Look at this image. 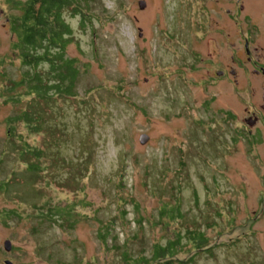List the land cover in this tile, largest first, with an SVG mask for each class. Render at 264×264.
Here are the masks:
<instances>
[{
    "label": "rangeland",
    "instance_id": "1",
    "mask_svg": "<svg viewBox=\"0 0 264 264\" xmlns=\"http://www.w3.org/2000/svg\"><path fill=\"white\" fill-rule=\"evenodd\" d=\"M7 1L0 0V181L8 183V192L0 191V264L3 257L14 264H123L125 241L131 257H149L154 243L176 232L186 243L176 256L192 255L182 264L264 257L259 236L241 235L255 196L243 197L238 187L260 184L243 141L236 151L231 145L237 121L224 112L239 118L240 107L207 78L217 66L204 61L214 60L209 40L219 35L223 1L143 0L140 8V0H87L83 25L67 10L73 35L65 53L80 68L76 96L52 95L40 105L42 131L33 134L6 121L33 104L30 96L7 99L15 93L6 92L10 80L27 70L11 50L15 36L1 27L12 13ZM19 141L42 149L41 179L24 171ZM42 202L72 203L80 217L71 229L40 221L33 206ZM175 205L180 219L159 217L160 208ZM5 210L16 215L4 217ZM190 228L203 233L206 246L187 243Z\"/></svg>",
    "mask_w": 264,
    "mask_h": 264
},
{
    "label": "trees",
    "instance_id": "2",
    "mask_svg": "<svg viewBox=\"0 0 264 264\" xmlns=\"http://www.w3.org/2000/svg\"><path fill=\"white\" fill-rule=\"evenodd\" d=\"M7 3L12 10L9 16L10 29L14 31L15 36L11 50L27 68L19 80H10L6 92L15 93L7 99L18 102L21 96H30L33 104L8 117L6 121L9 126L12 122H22L30 133H39L42 131L43 122L39 112L42 104L49 101L52 95L76 96L75 83L80 68L77 66V60L66 56L65 53L73 34L64 13L70 10L78 14L83 25L87 21L84 9H87L88 3L87 0H8ZM43 63L48 65L45 71L40 70ZM19 87L23 88V91L16 92ZM225 118L228 120L230 117L225 115ZM8 128L9 138L12 137V133L10 127ZM15 146L18 156H23L26 164L24 171L30 174L33 181L41 179L44 170L41 164L42 149L22 144L20 141ZM7 184L0 181L1 192H8ZM42 203L38 207L33 206V209L37 210L35 216L40 221L71 229L80 217L72 203L65 205ZM179 210L178 205L164 206L158 211L159 217L167 220L180 219L182 214ZM4 214V217L16 215L14 210H5ZM185 237L193 249L198 250L207 245L206 237L200 230L187 229ZM126 245L125 241L120 253L123 264H152L161 261L164 264H182L192 258L191 254L185 260L176 256L186 245L178 232L164 244L154 243L149 257L143 255V252L136 258L131 257L126 251Z\"/></svg>",
    "mask_w": 264,
    "mask_h": 264
},
{
    "label": "flooded vegetation",
    "instance_id": "3",
    "mask_svg": "<svg viewBox=\"0 0 264 264\" xmlns=\"http://www.w3.org/2000/svg\"><path fill=\"white\" fill-rule=\"evenodd\" d=\"M221 1L226 6L218 8L219 35L209 40L214 49V60L211 57L204 60L217 67L207 70V78L219 85V92L230 96L240 107L242 116L239 118L230 110L224 112L230 117L228 122L240 123L231 125V145L236 151L235 145L243 141L249 163L258 166L253 168L256 174L253 173L260 184L249 191L243 183L238 187L243 197L251 193L255 196L254 209L245 216L247 221L240 224L246 230L241 235L259 236L264 242V48L261 45L264 40V0ZM2 15L0 12V17ZM1 27L14 35L9 17L4 16ZM6 132L8 134V127ZM245 256L248 258L245 264H264V257ZM7 260L14 264L4 257L1 262L6 264Z\"/></svg>",
    "mask_w": 264,
    "mask_h": 264
},
{
    "label": "water",
    "instance_id": "4",
    "mask_svg": "<svg viewBox=\"0 0 264 264\" xmlns=\"http://www.w3.org/2000/svg\"><path fill=\"white\" fill-rule=\"evenodd\" d=\"M138 4H139V7L142 8V7L144 6L145 2H144L143 0H140V1L138 2ZM147 139H148V135H147V134H143V133H142V134L139 136V142H140L141 144H143ZM11 247H12V245H11L10 240H8V239L4 240V242H3V248H4V250H5V251H10ZM5 263H6V264H12V263H11L10 261H8V260L5 261Z\"/></svg>",
    "mask_w": 264,
    "mask_h": 264
}]
</instances>
